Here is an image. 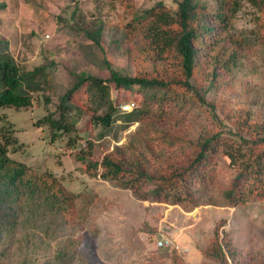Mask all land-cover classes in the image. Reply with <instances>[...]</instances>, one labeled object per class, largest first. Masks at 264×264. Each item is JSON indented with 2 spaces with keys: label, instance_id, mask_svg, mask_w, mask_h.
Returning a JSON list of instances; mask_svg holds the SVG:
<instances>
[{
  "label": "rangeland",
  "instance_id": "rangeland-1",
  "mask_svg": "<svg viewBox=\"0 0 264 264\" xmlns=\"http://www.w3.org/2000/svg\"><path fill=\"white\" fill-rule=\"evenodd\" d=\"M1 1L7 5L0 7V42L9 41L8 54L25 70L46 65L44 71L51 76L53 87L49 90L44 84L42 91H35L29 106H1L0 136L10 140L12 157L40 171L55 173L75 195L79 206L76 216L64 223L45 208L29 213L18 210L7 219L1 217L0 252L7 251L8 264H89L90 260L92 264H175L174 256L186 264H220L205 254L218 222L221 236H229L240 251L236 261L228 254L229 264H264V199L236 206L220 205L219 191L230 177V171L220 164H215L213 182L200 188L201 204L194 208L140 200L131 189L86 172L85 162L78 154L101 161L114 146L126 145L136 129H153L152 121L134 122L126 128H119L122 122L116 121L108 128L110 132L101 137L107 128L94 122L86 91L69 104L70 130H60L46 119L49 113H56L55 105L73 85L76 74L110 77L105 58L122 74L136 75L134 59L117 43L123 36L119 22L124 19V8L120 3ZM160 1L175 11L180 0H135L140 14ZM201 1L212 10L216 7L215 0ZM14 4L17 7L12 10ZM256 14L255 7L242 1L235 21L237 29L247 31L254 27ZM92 22L103 25L100 46L79 31V27L93 25ZM250 43L229 76V86L224 83L219 90L221 99H227L235 111L247 110L252 122L264 125V41L251 37ZM127 45L130 50L135 49L134 42L127 41ZM1 86L0 81V89ZM112 93L119 96L116 113L120 112L123 119L131 118L120 107L125 103L122 97H131V92L112 89ZM43 95L50 96L52 103L38 101L37 97L43 99ZM184 103L178 101L176 108ZM187 110L196 116L185 118L188 136L197 139L207 131L209 120L204 112L197 114V106ZM228 125L233 126L231 122ZM156 151L179 153L186 148L164 143L157 144ZM160 240L168 245L157 246ZM86 241L92 246L88 263L83 259L85 254H81Z\"/></svg>",
  "mask_w": 264,
  "mask_h": 264
},
{
  "label": "trees",
  "instance_id": "trees-1",
  "mask_svg": "<svg viewBox=\"0 0 264 264\" xmlns=\"http://www.w3.org/2000/svg\"><path fill=\"white\" fill-rule=\"evenodd\" d=\"M114 1L124 8V19L119 22L123 36L117 43L134 59L136 75L122 74L105 58L110 77L76 74L73 85L55 105L58 118L52 111L46 119L60 130H70L69 104L86 91L94 122L107 128L101 137L110 132L108 128L116 121L122 122L119 128L152 121L154 128L149 125L153 129L148 132L136 129L126 145L114 146L101 161L79 153L86 172L131 189L140 200L180 204L190 209L201 204L199 190L213 182L215 164H220L230 171L229 181L219 191L220 205L236 206L264 199V125L252 122L247 110L235 111L227 99H221L219 90L230 82L229 76L244 50L251 46L250 38L264 41V0H246L257 11L255 26L247 31L238 30L235 25L244 0H215L213 10L201 0H180L175 11L160 1L143 14L135 0ZM6 5L0 2V7ZM16 7L14 4L12 10ZM92 24L79 27V31L100 46L103 25ZM127 41L134 42L135 49L130 50ZM8 48L9 41L0 42V107L29 106L35 91L39 93L45 85L52 90L51 76L45 73L43 64L25 70L8 54ZM112 89L131 92V97H122L132 105L130 112H124L131 118L123 119L120 112L116 113L119 96H114ZM37 99L52 103L47 95ZM182 100L183 106L176 108L175 103ZM185 105L190 106L187 109L197 106V114L204 112L209 120L207 131L197 139L188 136L185 118L196 116L189 115ZM102 107L106 109L101 111ZM230 122L234 127L228 125ZM164 143L185 147L186 151H156L157 144ZM9 144L8 137L0 136V218L7 219L18 210L29 213L40 208L55 213L62 223L75 217L79 207L76 197L62 180L51 171H40L12 157ZM148 155L152 159H147ZM220 224L205 254L220 264H229L228 254L236 261L240 251L229 236H221ZM3 251L0 264H8L7 251ZM81 252L87 262L92 246L86 241ZM173 260L175 264H186L176 256Z\"/></svg>",
  "mask_w": 264,
  "mask_h": 264
},
{
  "label": "built area",
  "instance_id": "built-area-1",
  "mask_svg": "<svg viewBox=\"0 0 264 264\" xmlns=\"http://www.w3.org/2000/svg\"><path fill=\"white\" fill-rule=\"evenodd\" d=\"M120 107H121L122 112H130L132 110V105L129 103H122ZM167 245L168 243H166V241H163V240H160L157 242V246L159 247H164Z\"/></svg>",
  "mask_w": 264,
  "mask_h": 264
}]
</instances>
